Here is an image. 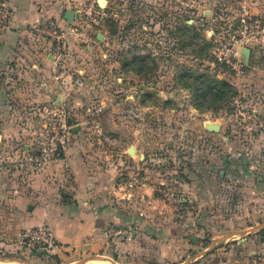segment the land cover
Wrapping results in <instances>:
<instances>
[{
	"label": "rangeland",
	"instance_id": "1",
	"mask_svg": "<svg viewBox=\"0 0 264 264\" xmlns=\"http://www.w3.org/2000/svg\"><path fill=\"white\" fill-rule=\"evenodd\" d=\"M78 3L70 0L66 5L92 14L103 12L102 18L90 22L85 30L79 26L80 34L72 32V24L63 26L56 20L29 28V44L34 45L52 39L48 32L51 23L59 27L69 40L68 58L78 56L77 63L68 60L64 68L75 72L76 81L81 83L76 82L79 87L66 94L73 100L70 104L64 97L38 103L52 102L56 114H36L31 110L34 103H27L25 96L26 83L30 82L22 70L26 65L10 59L15 53L26 55L28 48L3 46L9 11L21 1L0 0V154L13 156L0 159V181L5 179L1 167L9 161L21 163L36 132L57 131L64 108L72 140L82 129L77 140L87 148L101 149L102 144H93L100 139L98 124L111 137V160L120 159V154L128 158L122 178L138 176L149 181L156 186L158 196L171 201L162 209L170 214L173 228L184 225L179 223V213L185 202H191L197 216L202 207L204 215L209 210L219 214L218 219L203 218L201 223L189 219V244L210 243L214 234L212 240L219 243L185 264H264V227L250 228L264 219V204H246L244 209L233 206L241 193L232 185L223 188L214 184L209 167H224L220 150H227L231 160L245 155L244 143L253 148L249 140L264 129V45L251 38L241 46L237 68L220 65L214 52L231 33L245 31L252 36V31L264 26V0ZM72 34L81 45L78 51L71 49ZM99 106L103 110L94 114ZM252 113L257 118H251ZM205 122L223 127L220 145L208 140ZM4 195L0 190V200ZM200 203L204 205L199 207ZM10 212V206L0 203V261L21 258L31 264H50L48 251L22 242L20 223ZM225 229L238 232L236 239L226 235Z\"/></svg>",
	"mask_w": 264,
	"mask_h": 264
},
{
	"label": "crops",
	"instance_id": "2",
	"mask_svg": "<svg viewBox=\"0 0 264 264\" xmlns=\"http://www.w3.org/2000/svg\"><path fill=\"white\" fill-rule=\"evenodd\" d=\"M19 1L21 4L9 11V28L3 46L18 48L21 45L28 48L26 55L15 53L10 57L22 67L26 65L22 70L30 79L25 86L27 103L56 101L64 97L70 104L73 100L66 94L79 86L75 79L77 74L64 67L68 60L77 63L78 56L75 54L68 58L67 54L66 63L57 66L52 56L55 50L52 39L39 40L34 45L29 44L31 40L28 39L29 28L39 23L56 20L63 26L75 24V20L69 23L64 18L65 11L70 8L66 2L70 0ZM74 1L78 6V1L82 3V0ZM72 10L82 11L73 7ZM76 41V35L72 34L71 49L78 51L81 45ZM207 124L210 122L204 125V130L209 132L208 140L212 145H220L218 141L223 137V133H220L223 127L219 125V131H211ZM81 130L77 131L61 159L40 169L32 170L23 162L13 164L12 161L1 167L5 179L0 181V190L5 195L0 203L10 206V214H15L14 218L20 223L19 231L46 227L59 243V248L49 252L50 258L47 260L50 264H185L189 258H197L202 250L208 253L215 249L219 243L218 239L212 240L215 234L210 238V243L201 241V245L189 244L187 232L191 230V223L188 221L192 219L201 223L203 218L218 219L219 214L209 210L206 217L203 214L206 209L202 207L197 216L192 211L191 202H185L179 213L182 217L179 223L184 222V225L179 229L173 228L170 214L162 209L171 201L158 196L156 186L149 181L134 189L122 188L119 182L128 159L126 155L120 154V159L107 161L100 149L87 148L85 143L80 142L81 139L77 140ZM249 141L253 148L244 143L246 151L245 155L241 154L242 157L231 160L227 150H220L224 167L219 168L215 164L209 166L214 184L223 188L232 185L241 193L233 203L240 209H244L246 204H264V129ZM7 157L13 158L6 153L0 154V159ZM15 175L17 180L14 179ZM203 205L200 203L199 207ZM257 208L262 211L260 207ZM118 227L129 228L131 238L121 239L107 234L109 228ZM258 227H264V219L260 218L256 225L250 226L253 229ZM225 230L228 231L226 235L236 239L238 232ZM245 240H238V244ZM195 247L198 250L192 251ZM40 256L45 257L43 254Z\"/></svg>",
	"mask_w": 264,
	"mask_h": 264
},
{
	"label": "built area",
	"instance_id": "3",
	"mask_svg": "<svg viewBox=\"0 0 264 264\" xmlns=\"http://www.w3.org/2000/svg\"><path fill=\"white\" fill-rule=\"evenodd\" d=\"M103 12L101 10H95L92 12L81 11L80 16L75 19L76 23L71 27L72 32L80 34L78 27L84 28L90 24V22L97 21V18H102ZM59 27L51 23L48 30L49 34L52 36L54 42L55 50L52 53L53 59H55L57 66L65 62L67 53H68V41L64 33H61ZM252 36L246 34L245 31L239 33H231L228 39L221 43L222 46L217 47L215 52L216 61L222 65L227 66L228 68H237L239 63V50L241 46L249 43L252 39H255V42L258 44L264 45V26H258L251 33ZM77 84H81L77 81ZM31 110L36 114H43L44 112H53L55 111V105L52 102L44 104H33ZM103 110V107L99 106L95 108L94 114H100ZM61 122L59 128L53 134L46 132L45 130H40L36 132V135L33 138L32 144L28 146V149L25 152L24 158L21 160L28 168L32 170L40 169L44 165L55 162L61 159L65 151L69 148L72 143V129L69 125L68 115L64 108L61 110ZM251 118H257V116L252 113ZM91 122V121H89ZM45 127H48L47 125ZM97 130L99 131L100 139L99 141L94 140L93 144H102L101 152L107 161H113L114 155L111 154L110 147L108 143L111 141V137L104 133L99 125H96ZM143 180L138 176L132 177L130 179L122 178L119 182V185L125 189H134L143 184ZM107 234L114 236L115 238L119 237L121 239H130L131 230L129 228H109ZM21 240L24 243L30 244L31 246L39 249L46 250L48 252L59 248V243L55 239L52 231L46 227H31L25 228L21 231Z\"/></svg>",
	"mask_w": 264,
	"mask_h": 264
},
{
	"label": "water",
	"instance_id": "4",
	"mask_svg": "<svg viewBox=\"0 0 264 264\" xmlns=\"http://www.w3.org/2000/svg\"><path fill=\"white\" fill-rule=\"evenodd\" d=\"M99 3L102 5H105L107 3V0H99ZM79 16H80V12H75L72 9H67L65 11V14H64L65 20H67L69 23H72ZM247 52H249V50H247ZM207 128L211 131H219L220 130V126L218 124H214V123L207 124ZM130 152L134 153L135 149L130 148ZM39 251L44 252L43 249H40ZM13 259L18 261L21 264H30L29 261L26 259H21V258H13ZM105 259H107V258H105ZM107 260H109V259H107Z\"/></svg>",
	"mask_w": 264,
	"mask_h": 264
},
{
	"label": "bare ground",
	"instance_id": "5",
	"mask_svg": "<svg viewBox=\"0 0 264 264\" xmlns=\"http://www.w3.org/2000/svg\"><path fill=\"white\" fill-rule=\"evenodd\" d=\"M4 261H13V262H4ZM0 264H21V263H19L18 261L16 262V260H14V259H2L0 261Z\"/></svg>",
	"mask_w": 264,
	"mask_h": 264
},
{
	"label": "trees",
	"instance_id": "6",
	"mask_svg": "<svg viewBox=\"0 0 264 264\" xmlns=\"http://www.w3.org/2000/svg\"><path fill=\"white\" fill-rule=\"evenodd\" d=\"M219 83H221V82H219ZM263 242H264V240H263Z\"/></svg>",
	"mask_w": 264,
	"mask_h": 264
}]
</instances>
